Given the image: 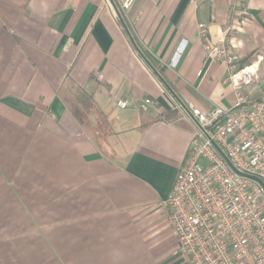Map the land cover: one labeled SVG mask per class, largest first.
Masks as SVG:
<instances>
[{
  "label": "crops",
  "instance_id": "crops-1",
  "mask_svg": "<svg viewBox=\"0 0 264 264\" xmlns=\"http://www.w3.org/2000/svg\"><path fill=\"white\" fill-rule=\"evenodd\" d=\"M123 1L0 0V264L181 263L165 201L197 130L185 111L235 103L198 25L211 45L232 33L238 66L264 59V0ZM262 89L264 61L245 92Z\"/></svg>",
  "mask_w": 264,
  "mask_h": 264
},
{
  "label": "built area",
  "instance_id": "built-area-1",
  "mask_svg": "<svg viewBox=\"0 0 264 264\" xmlns=\"http://www.w3.org/2000/svg\"><path fill=\"white\" fill-rule=\"evenodd\" d=\"M133 0H124L127 11ZM204 25H198V38L208 60L223 63L226 82L235 96L229 110L204 113L190 107L186 114L197 130L183 167L165 201L169 221L178 243L180 264H264V190L246 177L264 184V89L257 97L245 89L259 76L262 56L238 66L231 49L232 33L217 45L204 41ZM185 44L177 49L175 66ZM145 106L153 102L144 99ZM117 107H128L119 100ZM220 149L237 175L221 156Z\"/></svg>",
  "mask_w": 264,
  "mask_h": 264
},
{
  "label": "trees",
  "instance_id": "trees-1",
  "mask_svg": "<svg viewBox=\"0 0 264 264\" xmlns=\"http://www.w3.org/2000/svg\"><path fill=\"white\" fill-rule=\"evenodd\" d=\"M72 97L85 115H89L94 110L92 95L85 89L75 86L74 90L72 91ZM173 115L174 112H172V114L168 112L167 114H163L161 118L171 119Z\"/></svg>",
  "mask_w": 264,
  "mask_h": 264
},
{
  "label": "rangeland",
  "instance_id": "rangeland-1",
  "mask_svg": "<svg viewBox=\"0 0 264 264\" xmlns=\"http://www.w3.org/2000/svg\"><path fill=\"white\" fill-rule=\"evenodd\" d=\"M98 127H101L104 130H108V128H112L113 127V123L111 121V119H102V118H97V123Z\"/></svg>",
  "mask_w": 264,
  "mask_h": 264
},
{
  "label": "water",
  "instance_id": "water-1",
  "mask_svg": "<svg viewBox=\"0 0 264 264\" xmlns=\"http://www.w3.org/2000/svg\"><path fill=\"white\" fill-rule=\"evenodd\" d=\"M214 146H215V148L218 150V152L221 154V156L225 159V161H226L227 164L230 166V168H231V169H232L237 175L245 176V175H243V174L237 172V171L233 168V166L231 165V163L225 158V156H224L223 153L220 151V149H219L215 144H214ZM246 177H248V178H250V179H252V180L258 182V183L261 185V187L263 188V190H264V184H263L260 180L254 178V177H249V176H246Z\"/></svg>",
  "mask_w": 264,
  "mask_h": 264
}]
</instances>
